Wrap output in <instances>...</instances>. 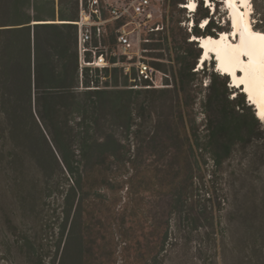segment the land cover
<instances>
[{
    "label": "trees",
    "instance_id": "obj_1",
    "mask_svg": "<svg viewBox=\"0 0 264 264\" xmlns=\"http://www.w3.org/2000/svg\"><path fill=\"white\" fill-rule=\"evenodd\" d=\"M184 1L170 3L176 8ZM80 4L81 0H0V139L7 135L21 137L22 150L39 154L42 168H57L67 181L57 229L15 234L6 241L0 264L13 263V253H19L22 264H116L120 248L131 245L136 237L130 219L132 212L128 211L133 203L130 193H139L143 182H134L133 178L149 169L141 171L139 149L132 150L123 143L118 134L122 126L107 117V110L111 109L113 114L125 112L127 129L136 124L138 115L135 102L105 100L108 95L143 90L130 86L128 90L90 89L87 86L91 78L86 72L84 86L81 85L76 24ZM207 8L202 0L196 13L207 16L209 24L205 28L194 24L192 34L217 36L224 30ZM193 19L200 22L198 17ZM157 36L150 35V48L160 49L163 45L164 36ZM181 41L185 53L177 55L180 67L174 82L179 81L181 89L187 91L190 79L200 71L194 69L198 68L195 65L199 64L201 48L197 54H191L190 47L198 41H189L187 35ZM151 55L160 58L158 52ZM154 63L166 70L162 62ZM201 69L205 70L206 65ZM212 73L214 80L206 101L202 102L205 127L201 130L192 118L189 102H183L178 110L181 119L187 115L191 124L189 131L184 127V133H180V151L164 154L167 183L158 181V188L151 190L165 196L169 218L165 230L154 229V254L146 257L145 264L165 263L158 255L170 242V217L187 215L214 227L217 212L224 208L225 196L211 191L210 186L195 192L196 186L209 181L205 180L207 157L222 165L239 150V145L246 151L259 138V119L246 93L242 91L231 98L229 76ZM122 76L119 69H114L113 86L119 85ZM123 77L125 83L129 82L127 76ZM176 138L174 135L170 141ZM254 153L264 160L263 146ZM130 169L136 174L124 180L122 175ZM198 170L202 182L197 180ZM151 172L156 178L162 170L155 165ZM60 178L56 175L58 181ZM193 214L197 217L193 218Z\"/></svg>",
    "mask_w": 264,
    "mask_h": 264
},
{
    "label": "rangeland",
    "instance_id": "obj_2",
    "mask_svg": "<svg viewBox=\"0 0 264 264\" xmlns=\"http://www.w3.org/2000/svg\"><path fill=\"white\" fill-rule=\"evenodd\" d=\"M162 3L165 14L169 16V29L166 33L158 34L157 37L164 36L163 45L155 52L160 54V62L173 81L180 67L177 55L185 53L184 48H181L184 45L182 36L187 35L191 41L193 35L188 26L181 25L179 20H189L190 23L193 17H198L202 22L203 18L208 17H201L196 13L191 19V14L185 8L180 9L179 5L174 8L169 0ZM212 3V8H207L209 15L213 16L216 22L219 21L224 30H230L232 19L224 0H212ZM251 4L252 24L264 31V0H252ZM58 10L57 6V12ZM56 19H60L59 16ZM200 22L195 20L193 24L200 26ZM190 48L191 54H197L201 47L197 43ZM204 65L205 70L194 69L198 73L190 79L187 91H183L177 81L172 87L150 91L138 89L143 90L140 93L124 91L119 95H108L105 100L135 102L134 111L138 118L130 129L126 127L125 112L113 114L112 110L108 109L107 117L121 124L118 134L123 143L129 145L132 150L139 149L143 164L141 171L149 169L145 173L142 171L141 176L133 178L134 182H143L138 194L130 193L133 203L128 211L132 212L130 219L136 237L131 245L120 248L116 264H145L146 257L154 254L151 252L154 229L167 228L169 213L164 203L165 196L159 191L151 190L158 188L159 182L167 183L163 171L167 168L164 154H169V151L178 153L182 147L180 133H184V127L189 131L190 119L187 115L181 119L178 111L183 102H189V107L193 110L191 116L199 128L202 130L205 127L202 102L206 101L209 85L214 80L212 72L217 69L211 61ZM125 81L122 76L119 78V85L111 88L128 90L129 82ZM228 86L231 98L243 91L242 88L231 87V82ZM252 110L259 119L256 127L259 138L246 151L239 145V150L222 165L207 157V163L204 165L205 180L209 181H206V185L201 183L195 188V192L199 193L201 188L210 186L211 191L215 190L217 194L225 196L224 208L220 213L217 212L214 227L207 226L208 223L204 225L187 215L170 217V242L158 255L160 260H165L164 264H264V160L254 153L259 148L261 150V146L264 147V120L258 115L254 105ZM174 135L177 138L172 142L170 139ZM154 144L157 146L153 147ZM39 157L33 150H22L21 137L7 135L6 138L0 139V255L6 251V241L15 237V234H37L42 230L57 229L61 221L59 216L63 208L62 191L66 189L67 181L57 168H42L38 163ZM155 165L162 170L156 178L151 172ZM49 174L53 177L48 179ZM135 174V170H125L122 177L126 180ZM56 175L61 176L59 181ZM197 176V180L202 182L201 171H197ZM60 182L62 183L59 184ZM143 187L149 189L143 190ZM126 191L127 187L122 193L125 194ZM127 199L124 198V201ZM192 216L197 217L194 214ZM12 260L11 264H22L19 253H13Z\"/></svg>",
    "mask_w": 264,
    "mask_h": 264
},
{
    "label": "built area",
    "instance_id": "obj_3",
    "mask_svg": "<svg viewBox=\"0 0 264 264\" xmlns=\"http://www.w3.org/2000/svg\"><path fill=\"white\" fill-rule=\"evenodd\" d=\"M164 0H81L78 25V51L80 82L84 86L85 72L91 78L87 88L113 87L112 73L119 69L135 89H156L174 86V80L154 61H162L151 55L150 35L164 33L169 29V16L165 14ZM185 0L180 6L187 12ZM199 3L202 0H196ZM170 2V0H169ZM204 3V0H203ZM205 5V4H204ZM207 19V18H206ZM205 18L200 22V27ZM193 31L192 21L181 22ZM203 25V26H201ZM193 40V36H192ZM171 82H170V80Z\"/></svg>",
    "mask_w": 264,
    "mask_h": 264
},
{
    "label": "bare ground",
    "instance_id": "obj_4",
    "mask_svg": "<svg viewBox=\"0 0 264 264\" xmlns=\"http://www.w3.org/2000/svg\"><path fill=\"white\" fill-rule=\"evenodd\" d=\"M251 2L252 0H249L248 3H244L243 0H231L230 3L229 0H226L225 6L229 5L228 11H230V15L232 17V21L230 22V30H223L217 36L192 35L193 40H198V43L201 47V56L198 62H200L201 65H204L208 61L214 62L216 69L220 70L222 73H225V75L229 74L231 86L233 87H237L236 83L238 78L243 75V72L239 68H236L235 75H232L230 72L223 71L222 67L225 63H227V56L231 49L235 48V46L241 43V35L244 24L246 22L249 24V28L252 33L264 34L263 30L255 28V26L252 24L250 16L251 12L253 11ZM190 3H194L196 8V0H192L189 2V4ZM195 8L190 9L194 10ZM205 21L203 24H206ZM194 22L195 20L193 19V23ZM254 58L258 63H264V51L258 48ZM248 59L249 57L247 55L241 56V60H243L245 63L248 62ZM239 88H242L245 91L243 85L239 86ZM246 93L249 101L255 105L258 115L264 120V96L252 94V98L250 99V94L248 92Z\"/></svg>",
    "mask_w": 264,
    "mask_h": 264
},
{
    "label": "snow or ice",
    "instance_id": "obj_5",
    "mask_svg": "<svg viewBox=\"0 0 264 264\" xmlns=\"http://www.w3.org/2000/svg\"><path fill=\"white\" fill-rule=\"evenodd\" d=\"M229 2L231 3V0ZM243 2L248 3L249 0H243ZM188 7L195 8V4L190 3ZM258 48L264 51V34L252 33L246 22L242 29L241 43L231 49L227 56V63L222 67L223 71L230 72L232 75H235L236 68L243 72L236 86L243 85L245 91L250 94V99L252 94L264 96V63H258L254 58ZM244 55L249 57L247 63L241 60V56Z\"/></svg>",
    "mask_w": 264,
    "mask_h": 264
}]
</instances>
